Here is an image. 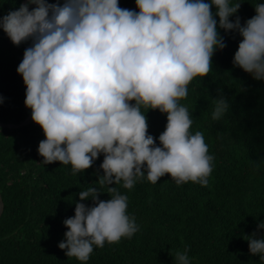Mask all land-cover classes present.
I'll return each instance as SVG.
<instances>
[{
    "label": "clouds",
    "instance_id": "1",
    "mask_svg": "<svg viewBox=\"0 0 264 264\" xmlns=\"http://www.w3.org/2000/svg\"><path fill=\"white\" fill-rule=\"evenodd\" d=\"M242 2L135 0L126 8L120 0H24L0 17L14 46L30 42L16 71L24 106L44 135L37 149L42 165L59 162L77 176L103 156L94 173L99 187L78 194L91 205L76 202L74 216L63 221L67 231L58 247L66 256L87 264L94 248L140 231L120 187L157 184L165 174L177 185L209 184L215 157L204 134L190 130L194 121L182 101L227 46L220 30L241 38L233 64L264 81V2L241 23ZM228 108L224 97L214 100L211 119H222ZM149 110L166 114L158 137L149 134ZM103 193L110 198L100 199ZM257 230L264 231V220ZM244 239L264 261V236ZM189 251L187 245L176 250L174 264H192Z\"/></svg>",
    "mask_w": 264,
    "mask_h": 264
},
{
    "label": "trees",
    "instance_id": "2",
    "mask_svg": "<svg viewBox=\"0 0 264 264\" xmlns=\"http://www.w3.org/2000/svg\"><path fill=\"white\" fill-rule=\"evenodd\" d=\"M23 2L0 0V17ZM257 2L264 0H243L237 13L241 23L256 14ZM120 6L134 8L135 0H120ZM220 34L227 46L214 53L210 72L189 85V96L182 101L194 121L190 130L204 134L209 154L215 157L209 184L177 185L165 174L157 184L120 187L140 231L131 239L94 248L87 264H174L175 251L185 245L192 264H264L249 253L244 239L253 232L257 238L264 236L257 230L264 220V81L233 64L238 34ZM28 46H14L0 30V124L19 125L30 113L16 71ZM220 97L229 108L222 119L213 121L212 103ZM146 117L149 134L158 137L166 114L149 110ZM43 139L32 121L18 128L0 127V264H80L58 244L67 231L63 221L74 216L75 203L91 205L78 194L98 183L94 173L103 156L73 176L70 166L59 162L42 165L37 149ZM109 198L107 193L100 196Z\"/></svg>",
    "mask_w": 264,
    "mask_h": 264
},
{
    "label": "water",
    "instance_id": "3",
    "mask_svg": "<svg viewBox=\"0 0 264 264\" xmlns=\"http://www.w3.org/2000/svg\"><path fill=\"white\" fill-rule=\"evenodd\" d=\"M32 7H34V6L30 5L29 6V9H31ZM28 43H30V42H28ZM31 121L32 120H31V111H30L28 117L22 123H20L19 125H4V124H0V127H5V128H18V127H21V126H24V125L29 124ZM2 210H3V204H2L1 197H0V215L2 213Z\"/></svg>",
    "mask_w": 264,
    "mask_h": 264
}]
</instances>
